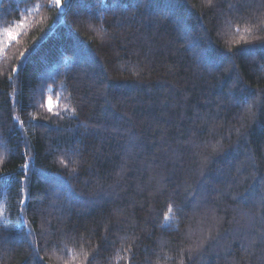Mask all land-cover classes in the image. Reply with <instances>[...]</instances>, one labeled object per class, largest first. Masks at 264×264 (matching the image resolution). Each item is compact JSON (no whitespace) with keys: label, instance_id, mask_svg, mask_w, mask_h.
<instances>
[{"label":"trees","instance_id":"trees-1","mask_svg":"<svg viewBox=\"0 0 264 264\" xmlns=\"http://www.w3.org/2000/svg\"><path fill=\"white\" fill-rule=\"evenodd\" d=\"M61 3L0 0V264H264V0Z\"/></svg>","mask_w":264,"mask_h":264},{"label":"snow or ice","instance_id":"snow-or-ice-1","mask_svg":"<svg viewBox=\"0 0 264 264\" xmlns=\"http://www.w3.org/2000/svg\"><path fill=\"white\" fill-rule=\"evenodd\" d=\"M52 3L55 4V6L57 8H60L62 6L61 0H52ZM4 34L6 35L7 39L6 40L0 39V53H2L4 51V48L7 47V45L9 43H11V41L16 40L17 36L19 35V32L12 30V29H4ZM20 55L23 56L24 53L22 52V53H20ZM13 71H15V69H13ZM47 104H48V111L52 112L53 106H52L51 98L48 99ZM56 114L59 115V113H56ZM73 114H75V112H73ZM21 168L24 170H27L30 168V165H29V163L26 162L21 166ZM24 175H27V173L24 172ZM10 179H14V177H8L4 173H0V181H6V180H10ZM20 203L24 204L25 201L21 200ZM169 211H172V210L169 209Z\"/></svg>","mask_w":264,"mask_h":264},{"label":"rangeland","instance_id":"rangeland-1","mask_svg":"<svg viewBox=\"0 0 264 264\" xmlns=\"http://www.w3.org/2000/svg\"><path fill=\"white\" fill-rule=\"evenodd\" d=\"M62 4V3H61Z\"/></svg>","mask_w":264,"mask_h":264}]
</instances>
